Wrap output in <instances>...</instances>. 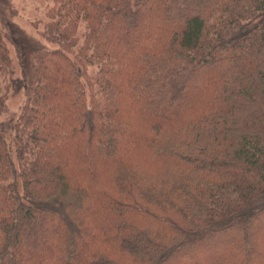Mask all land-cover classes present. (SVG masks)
Segmentation results:
<instances>
[{
	"label": "trees",
	"instance_id": "trees-1",
	"mask_svg": "<svg viewBox=\"0 0 264 264\" xmlns=\"http://www.w3.org/2000/svg\"><path fill=\"white\" fill-rule=\"evenodd\" d=\"M51 1L23 75L0 28V264H264V0Z\"/></svg>",
	"mask_w": 264,
	"mask_h": 264
},
{
	"label": "rangeland",
	"instance_id": "rangeland-1",
	"mask_svg": "<svg viewBox=\"0 0 264 264\" xmlns=\"http://www.w3.org/2000/svg\"><path fill=\"white\" fill-rule=\"evenodd\" d=\"M51 4V0H0V28L18 76L24 74L23 70L28 67L29 59L35 51L43 46L51 47L40 34ZM24 101L25 92L10 94L7 99L10 112L5 117L18 114ZM225 242L228 245V241ZM219 255L227 256L223 252ZM208 260L212 261L214 257L210 256ZM208 260L200 264H206ZM180 261L186 264L187 259L183 263L182 259L179 260V264Z\"/></svg>",
	"mask_w": 264,
	"mask_h": 264
}]
</instances>
